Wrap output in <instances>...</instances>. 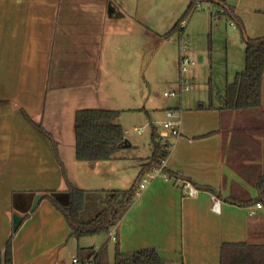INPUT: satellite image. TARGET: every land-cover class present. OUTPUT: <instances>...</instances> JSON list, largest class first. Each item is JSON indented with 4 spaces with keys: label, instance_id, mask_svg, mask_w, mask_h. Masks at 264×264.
Instances as JSON below:
<instances>
[{
    "label": "crops",
    "instance_id": "0c3cea01",
    "mask_svg": "<svg viewBox=\"0 0 264 264\" xmlns=\"http://www.w3.org/2000/svg\"><path fill=\"white\" fill-rule=\"evenodd\" d=\"M192 2L0 0V257L12 239L13 264H73L89 258L86 250L112 241L103 235L102 245L83 246L47 196L68 205L63 168L72 186L86 192L126 191L136 184L153 147L136 165L124 153L134 148L128 140L114 160L79 162L75 115L119 111L121 121L127 113H146L152 125L147 103L154 101L136 83L151 51L157 56L173 45L175 34L184 35L186 23L182 33L165 37ZM203 2L230 10L244 40L264 39V0ZM180 51L181 45L179 54L177 48L171 54L178 66ZM244 68L236 62L224 87L212 84V101L184 102L180 96L169 109L180 121L173 126L177 135L153 128L152 137L169 146L166 171L172 176L152 178L145 187L137 183L139 193L115 227L114 251L107 248L109 264L117 251L148 250L157 251L164 264H222L225 245L264 246V208H257L263 200L258 184L264 177V76L260 108L221 109L227 84ZM181 79L172 93L181 95ZM36 125L53 138L56 150ZM188 185L196 195H189ZM37 196L41 200L31 212ZM15 214L22 218L16 231Z\"/></svg>",
    "mask_w": 264,
    "mask_h": 264
},
{
    "label": "trees",
    "instance_id": "16d2710c",
    "mask_svg": "<svg viewBox=\"0 0 264 264\" xmlns=\"http://www.w3.org/2000/svg\"><path fill=\"white\" fill-rule=\"evenodd\" d=\"M193 3L190 4L186 14L181 21L165 37H170L176 31L181 32L180 23L184 18L194 11ZM222 15L231 21L238 23L232 16L230 10L223 8ZM245 68L235 79L228 83L223 95L222 110H253L261 107V91L264 76V39H245ZM210 100L215 94L211 89ZM122 112L105 110H80L75 115V136H76V159L79 162L96 164L114 160L117 155L128 146L126 133L118 123ZM29 119V118H28ZM30 120V119H29ZM40 132L45 134L53 143L56 150V143L40 125H36ZM153 153L149 163L145 165L136 181V184L126 191L111 192H86L76 189L69 182L63 168V176L67 183L69 203L63 206L54 197L47 196L56 209H58L67 220L73 235L78 239L99 235H109L116 227L119 220L133 203L139 193L138 182L154 168L162 165L169 157L167 145L159 142V137H152ZM63 167V166H62ZM167 171L165 170V174ZM169 176H172L169 172ZM258 190L263 200L264 208V177L258 184ZM110 194L108 204L96 211L91 207L90 195ZM108 241L99 250L88 249L89 258L80 261L92 260L93 264H109L107 251ZM3 264H13L12 239L8 241L3 255L0 257ZM114 264H164L160 255L155 250L142 251L135 254L121 255L118 251ZM222 264H264V246L253 247L248 245H225L222 249Z\"/></svg>",
    "mask_w": 264,
    "mask_h": 264
},
{
    "label": "rangeland",
    "instance_id": "374dc122",
    "mask_svg": "<svg viewBox=\"0 0 264 264\" xmlns=\"http://www.w3.org/2000/svg\"><path fill=\"white\" fill-rule=\"evenodd\" d=\"M221 11L217 4L203 2L200 7L195 8L184 18L186 30L183 36L175 34L173 45H166L157 56L153 57L154 52L151 51L144 77L136 84L140 87V93L143 91L145 94L149 91L154 101V103H147L149 115L154 118V122L151 125L146 113L123 115L121 121L126 131V139L134 146L124 151L132 157L128 163L136 165L138 162L136 159L147 157L152 150L153 128L158 133L163 131V121H166L164 116L170 108L178 104L180 96L184 102L208 99L211 96V89L213 90V83L215 87H224L226 74L235 71L236 62L245 64L246 42L242 30L227 16L222 15ZM190 23L191 26L188 29ZM179 45H181V55L188 56L196 62V67L192 68L187 75L195 91L191 89L186 92L182 89L181 95L177 93V97H165V93H172L179 88L178 81L181 77L183 78L179 71L178 60L175 62L174 56L171 55L175 53L176 48L179 54ZM164 52L167 53L166 56H163ZM213 91L217 92V88ZM153 108L157 110L154 111ZM134 127L142 130V134L136 133ZM162 141L159 139V142ZM121 152L124 154L123 151ZM109 197L110 194L107 193L91 194L89 199L91 207L96 211L100 210L108 204ZM103 239L104 236L99 235L84 237L80 242L85 247H98L102 245ZM106 248H109L111 252L114 251L113 240L108 242Z\"/></svg>",
    "mask_w": 264,
    "mask_h": 264
},
{
    "label": "built area",
    "instance_id": "2783aa9c",
    "mask_svg": "<svg viewBox=\"0 0 264 264\" xmlns=\"http://www.w3.org/2000/svg\"><path fill=\"white\" fill-rule=\"evenodd\" d=\"M201 1L202 0H193L192 3L194 5V8L200 7ZM184 27H185V21L180 23V28L183 29ZM194 67H196V62L192 58H189L188 56H185V55H181L180 60H179V70H180V74L183 76V78L181 79V85H182V89L186 92L192 89L190 80L187 77V75L190 72V70ZM171 96L177 97L178 94L177 93H165V97H171ZM166 117L168 118V121L163 124V128L165 130H172V133L174 135H177L178 131L173 129V126L175 124L177 126L180 125V121H179L177 114L173 110H169L166 113ZM173 119H177L178 121L172 122L171 120ZM135 132L138 134H141L142 130L135 129ZM167 151H169V146H167ZM165 170H166V161H163L161 166L154 168L151 171L147 172V174L141 179L140 185L142 187H145L147 184H149V181L152 178L160 177V176H164L166 180H169V176L165 174ZM188 187H189V192H188L189 195L190 196L196 195L197 193L196 189L192 188L190 185H188ZM213 200H214V209H216L219 203L215 198ZM257 208L262 209L263 208L262 204H257ZM254 214L255 212L252 211L251 215H254ZM109 238L112 239L113 241L117 240L116 235H115V228H113L111 232L109 233ZM73 264H93V263H92V260H86L84 262H81L78 258H75L73 260Z\"/></svg>",
    "mask_w": 264,
    "mask_h": 264
},
{
    "label": "water",
    "instance_id": "95a60500",
    "mask_svg": "<svg viewBox=\"0 0 264 264\" xmlns=\"http://www.w3.org/2000/svg\"><path fill=\"white\" fill-rule=\"evenodd\" d=\"M68 196H69V194H68ZM40 200H41V196H37L35 198L33 206L30 210L31 212H33L35 210V208L37 207ZM21 222H22V218L18 214H15L13 216L14 231H16L19 228Z\"/></svg>",
    "mask_w": 264,
    "mask_h": 264
}]
</instances>
